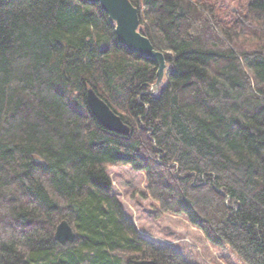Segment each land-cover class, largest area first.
<instances>
[{"label":"trees","instance_id":"1","mask_svg":"<svg viewBox=\"0 0 264 264\" xmlns=\"http://www.w3.org/2000/svg\"><path fill=\"white\" fill-rule=\"evenodd\" d=\"M131 1L165 54L157 90L158 63L118 41L99 3L0 0V264H195L129 219L108 171L128 164L157 216L264 264V0L228 19L208 0ZM90 87L130 134L102 125Z\"/></svg>","mask_w":264,"mask_h":264},{"label":"rangeland","instance_id":"2","mask_svg":"<svg viewBox=\"0 0 264 264\" xmlns=\"http://www.w3.org/2000/svg\"><path fill=\"white\" fill-rule=\"evenodd\" d=\"M208 1L214 4L221 17L228 19L253 0ZM164 82L165 76L162 84ZM108 171L127 216L143 236L159 244L174 246L195 264H242L230 246L213 244L184 214L164 212L157 216L159 205L148 194L145 172L134 170L129 164L113 165Z\"/></svg>","mask_w":264,"mask_h":264},{"label":"water","instance_id":"3","mask_svg":"<svg viewBox=\"0 0 264 264\" xmlns=\"http://www.w3.org/2000/svg\"><path fill=\"white\" fill-rule=\"evenodd\" d=\"M99 3L115 24L118 41L130 51L140 53L145 57L154 59L158 63L157 81L152 86L156 90L160 87L165 76L167 62L165 54L156 50L153 43L140 30V17L138 8L131 0H87ZM87 101L97 119L111 131L128 135L131 127L116 113L111 106L90 87L87 90ZM55 239L62 245L73 243L76 239V231L71 223L64 219L56 228ZM131 264H157L153 259H134Z\"/></svg>","mask_w":264,"mask_h":264}]
</instances>
